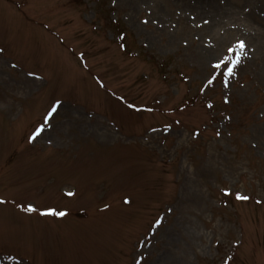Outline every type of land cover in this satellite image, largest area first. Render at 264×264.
I'll return each mask as SVG.
<instances>
[{"label": "rangeland", "instance_id": "374dc122", "mask_svg": "<svg viewBox=\"0 0 264 264\" xmlns=\"http://www.w3.org/2000/svg\"><path fill=\"white\" fill-rule=\"evenodd\" d=\"M0 201V264H264V0H0Z\"/></svg>", "mask_w": 264, "mask_h": 264}, {"label": "snow or ice", "instance_id": "6c2138e0", "mask_svg": "<svg viewBox=\"0 0 264 264\" xmlns=\"http://www.w3.org/2000/svg\"><path fill=\"white\" fill-rule=\"evenodd\" d=\"M145 23H146V22H145ZM239 46H240L241 49H243V48L245 47L244 42H241ZM230 50H231V51H234V49H230ZM235 63H236V64H239V63H240L239 58L236 60ZM221 66H222V65H221L220 63H217V64L213 65L214 68H219V67H221ZM233 67H235V65H234ZM232 72H233V69H229V75H232ZM208 83H209V84H212V83H213V79H208ZM130 107H131V105H130ZM209 107H211V105H209ZM53 111H55V109H53ZM69 195H74V193H69ZM237 198H238V199H241V200L249 199V197H247V196H239V195H238ZM2 202H3V201H0V203H2ZM126 202H127V201H126ZM28 210H29V211H35V209L32 208L31 206H29V209H28ZM46 214H50V215H58V216H61V217L67 215V213H65V212H56V211H52V212H50V213H46Z\"/></svg>", "mask_w": 264, "mask_h": 264}]
</instances>
